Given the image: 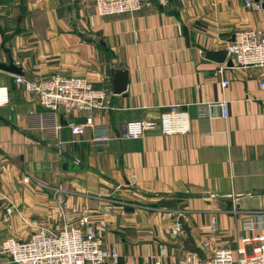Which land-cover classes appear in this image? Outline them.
<instances>
[{
  "label": "crops",
  "instance_id": "crops-1",
  "mask_svg": "<svg viewBox=\"0 0 264 264\" xmlns=\"http://www.w3.org/2000/svg\"><path fill=\"white\" fill-rule=\"evenodd\" d=\"M143 1L135 13L111 16L99 15L92 0L0 3V63L11 57L23 72L0 70V84L10 89L0 106V238L59 226L65 202L71 220L76 214L68 208L80 204L93 220L103 216L97 230L117 250V264H175L186 249L207 253L203 226L211 213L217 245L235 258L239 248L252 251L255 240L242 237L259 229L244 232L240 223L247 212L264 210V65L227 66L207 59L205 50H226L235 32L264 28V7L245 0ZM111 67L128 72L120 93L113 92ZM51 73L81 74L109 91V106L90 112L95 124L108 126L107 140H93L91 126L72 133L66 118L81 112L53 116L14 81ZM222 98L226 117L217 106L213 116H198V102ZM173 102L187 110L189 131L124 135V122L156 119ZM25 173L29 182L21 179ZM179 208L183 227L173 235L164 209Z\"/></svg>",
  "mask_w": 264,
  "mask_h": 264
},
{
  "label": "built area",
  "instance_id": "built-area-1",
  "mask_svg": "<svg viewBox=\"0 0 264 264\" xmlns=\"http://www.w3.org/2000/svg\"><path fill=\"white\" fill-rule=\"evenodd\" d=\"M164 5L167 0H156ZM97 13L101 16L135 13L141 9L143 0H92ZM264 0H245V6L261 10ZM227 58L233 66L264 65V28H247L234 33L233 41L226 45ZM225 63V62H224ZM221 65L215 73H222ZM14 81L30 91L35 92L39 104L52 113L66 116L72 111H79L84 118L81 122H68L72 133H80L85 127L93 128V140H107L109 130L106 124H95L90 112L109 106L110 93L103 87L96 86L81 74L51 73L44 77L27 78L14 75ZM228 80L221 79V86ZM264 85V82H261ZM7 85L0 84V106L10 100ZM218 107V115L226 117L227 106L224 98L211 102H198L197 112L200 117L213 116L211 107ZM124 135L139 137L148 131L157 130L162 134L185 133L190 130V118L187 110L179 103L173 102L163 109L158 118L130 119L123 124ZM23 182H29L27 173L22 174ZM13 203L6 208L10 213ZM62 221L52 228L38 226L27 238L6 235L0 239V253H4L11 264H117L118 252L104 242L97 226H104L105 219L93 220L92 212L85 204L71 206L68 212L76 214L71 220L66 217L65 202L59 204ZM164 215L171 219L170 233L178 234L183 227L184 213L179 209H164ZM241 229L249 232L259 229L256 235H245L242 240L253 238L255 244L250 254L239 248L240 256L234 257L233 250L228 246L217 245L214 234L218 231L217 217L210 214L208 224L204 225L208 236L202 246L210 247L207 253L198 249H186L176 259L175 264H264V210L250 211L241 217ZM153 264H167L155 260Z\"/></svg>",
  "mask_w": 264,
  "mask_h": 264
},
{
  "label": "water",
  "instance_id": "water-1",
  "mask_svg": "<svg viewBox=\"0 0 264 264\" xmlns=\"http://www.w3.org/2000/svg\"><path fill=\"white\" fill-rule=\"evenodd\" d=\"M262 6L264 7V5ZM233 39H234V36L231 38V41H233ZM205 57L216 63L226 62L227 66H233L231 59L230 58L227 59V53L225 49L215 50V51L205 50ZM0 70L8 72V73H13V74L23 73L21 67L15 65L11 57H9L8 63H0ZM110 73L113 76V92L120 93L124 91L127 85V80H128L127 70L125 68L111 67ZM66 119L69 122H78V121L84 120L83 117H67ZM14 120H15L14 110H11L8 122L13 123Z\"/></svg>",
  "mask_w": 264,
  "mask_h": 264
},
{
  "label": "rangeland",
  "instance_id": "rangeland-1",
  "mask_svg": "<svg viewBox=\"0 0 264 264\" xmlns=\"http://www.w3.org/2000/svg\"><path fill=\"white\" fill-rule=\"evenodd\" d=\"M1 239V238H0ZM11 264L4 253H0V264Z\"/></svg>",
  "mask_w": 264,
  "mask_h": 264
},
{
  "label": "trees",
  "instance_id": "trees-1",
  "mask_svg": "<svg viewBox=\"0 0 264 264\" xmlns=\"http://www.w3.org/2000/svg\"><path fill=\"white\" fill-rule=\"evenodd\" d=\"M9 1H11V0H0V3L3 4V3H5V2L7 3V2H9Z\"/></svg>",
  "mask_w": 264,
  "mask_h": 264
}]
</instances>
